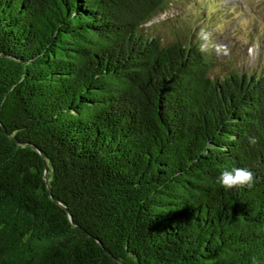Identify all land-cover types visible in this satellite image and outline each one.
I'll list each match as a JSON object with an SVG mask.
<instances>
[{"label":"trees","instance_id":"1","mask_svg":"<svg viewBox=\"0 0 264 264\" xmlns=\"http://www.w3.org/2000/svg\"><path fill=\"white\" fill-rule=\"evenodd\" d=\"M172 2L0 0V264H264V65Z\"/></svg>","mask_w":264,"mask_h":264},{"label":"rangeland","instance_id":"2","mask_svg":"<svg viewBox=\"0 0 264 264\" xmlns=\"http://www.w3.org/2000/svg\"><path fill=\"white\" fill-rule=\"evenodd\" d=\"M206 14L211 15L208 22ZM186 22L203 34L220 58L233 60L230 65H264V0H173L146 25H157L168 40L176 31L182 33L181 24Z\"/></svg>","mask_w":264,"mask_h":264},{"label":"clouds","instance_id":"3","mask_svg":"<svg viewBox=\"0 0 264 264\" xmlns=\"http://www.w3.org/2000/svg\"><path fill=\"white\" fill-rule=\"evenodd\" d=\"M217 183L225 191L244 186L251 187L253 173L247 168L233 167L230 170L223 171L217 178Z\"/></svg>","mask_w":264,"mask_h":264},{"label":"water","instance_id":"4","mask_svg":"<svg viewBox=\"0 0 264 264\" xmlns=\"http://www.w3.org/2000/svg\"><path fill=\"white\" fill-rule=\"evenodd\" d=\"M45 171H46V173L49 171V169H48V167L46 166V168H45Z\"/></svg>","mask_w":264,"mask_h":264}]
</instances>
